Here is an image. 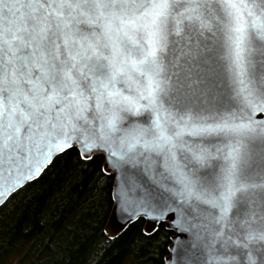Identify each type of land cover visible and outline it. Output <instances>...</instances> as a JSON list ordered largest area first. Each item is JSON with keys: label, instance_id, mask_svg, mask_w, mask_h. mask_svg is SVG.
Instances as JSON below:
<instances>
[{"label": "snow or ice", "instance_id": "6c2138e0", "mask_svg": "<svg viewBox=\"0 0 264 264\" xmlns=\"http://www.w3.org/2000/svg\"><path fill=\"white\" fill-rule=\"evenodd\" d=\"M62 157L106 239L264 264V0H0V205Z\"/></svg>", "mask_w": 264, "mask_h": 264}, {"label": "trees", "instance_id": "16d2710c", "mask_svg": "<svg viewBox=\"0 0 264 264\" xmlns=\"http://www.w3.org/2000/svg\"><path fill=\"white\" fill-rule=\"evenodd\" d=\"M102 201L94 169L59 158L0 206V264H158L141 224L113 239L99 234Z\"/></svg>", "mask_w": 264, "mask_h": 264}, {"label": "water", "instance_id": "95a60500", "mask_svg": "<svg viewBox=\"0 0 264 264\" xmlns=\"http://www.w3.org/2000/svg\"><path fill=\"white\" fill-rule=\"evenodd\" d=\"M26 185H27V184H26ZM14 193H15V192H14ZM14 193H13V194H14ZM13 194H11L10 196H8L7 199H6V201H7V200H8ZM0 206H2V205H0ZM109 235H111V231H110ZM117 236H119V235H117ZM117 236H116V237H117Z\"/></svg>", "mask_w": 264, "mask_h": 264}]
</instances>
